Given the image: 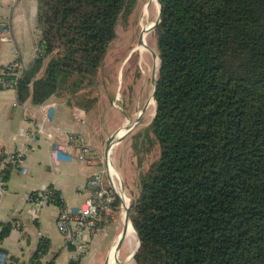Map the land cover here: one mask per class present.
I'll use <instances>...</instances> for the list:
<instances>
[{
    "label": "trees",
    "instance_id": "obj_1",
    "mask_svg": "<svg viewBox=\"0 0 264 264\" xmlns=\"http://www.w3.org/2000/svg\"><path fill=\"white\" fill-rule=\"evenodd\" d=\"M136 1L35 0L39 38L14 86L18 103L64 95L94 108L116 26ZM160 7L155 112L143 135L159 157L129 208L134 263L264 264V0Z\"/></svg>",
    "mask_w": 264,
    "mask_h": 264
},
{
    "label": "crops",
    "instance_id": "obj_2",
    "mask_svg": "<svg viewBox=\"0 0 264 264\" xmlns=\"http://www.w3.org/2000/svg\"><path fill=\"white\" fill-rule=\"evenodd\" d=\"M35 19V0H0V26H7L10 39L0 41V79L3 67L13 60L24 68L32 64L39 38ZM96 94L98 101L94 108L84 111L70 105L64 95L50 97L37 105L30 98L18 103L14 89L0 86V147L22 153L24 160L22 167L7 166L1 171L6 178L0 182V221L10 230L0 243V259L11 257L25 263L36 256L38 264H70L71 251L56 227L60 206L71 207L85 199L83 186L102 169L99 157L104 156L110 135L127 122L124 114V124L117 117L112 126L117 130L110 134L108 129L112 124L108 120L113 116L108 114L105 118L104 112L109 104L116 108L113 102L118 99H101L105 96L98 91ZM70 138L77 145L89 147L98 159L93 158L91 164H86L66 153L52 157V148ZM114 172L111 171L112 175L118 177ZM48 190L58 195L32 214L29 197ZM120 226L118 229L110 226L102 234L93 236L79 264H107L117 236L111 235V231L117 232ZM105 243L107 251L103 255ZM126 243L128 246L127 240Z\"/></svg>",
    "mask_w": 264,
    "mask_h": 264
},
{
    "label": "rangeland",
    "instance_id": "obj_3",
    "mask_svg": "<svg viewBox=\"0 0 264 264\" xmlns=\"http://www.w3.org/2000/svg\"><path fill=\"white\" fill-rule=\"evenodd\" d=\"M147 1L137 0L127 19H119L116 26V38L108 47L103 62L105 68L104 70L101 68L96 85L97 91L105 96L101 97V99H115L114 97L118 99L113 102L116 108L109 104V108L104 112L105 118L108 114L113 116L108 120V124H112L111 128L108 129L110 134L117 130L116 127H112L115 125L117 117H120L124 124V114L126 116V124H132L135 122V118L138 115L140 116L136 125L128 133L116 142L112 140L113 145L118 143V147L116 146V149H112L110 159L113 169L121 180L120 187L123 191L121 201L128 198L127 206L139 195L140 175L146 172L149 166L159 157V146L151 131L148 132L147 139H143L145 130L149 126L155 112V105L149 104L159 65L154 30H150L144 36L146 47L151 51L141 54L137 50L133 54L131 53L139 40L142 29L140 14L144 12L143 6L147 4ZM150 9L152 12L154 11L152 5ZM153 52L158 60L156 67H153L155 60ZM101 105L104 108L105 105L103 103ZM121 201L117 206V210L112 214L109 220L110 225L108 226V228L112 226L118 229L121 222L117 232L111 231V235L117 234L115 242L123 228L122 214L124 213V207H122L123 210L121 211ZM124 244L119 250V255L117 256L116 254L117 260L121 264H135L132 259L128 263L125 262L130 250L126 245V239ZM106 245L107 243L104 245L105 251L103 255L107 251Z\"/></svg>",
    "mask_w": 264,
    "mask_h": 264
},
{
    "label": "built area",
    "instance_id": "obj_4",
    "mask_svg": "<svg viewBox=\"0 0 264 264\" xmlns=\"http://www.w3.org/2000/svg\"><path fill=\"white\" fill-rule=\"evenodd\" d=\"M8 28L4 24L0 26V41H9ZM22 64L13 60L6 64L3 68V75H10L13 78L10 80L0 79V86L6 89H14L17 79L23 72ZM59 153H66L68 155H75L76 158L91 164L93 158L98 159V156L87 146H80L76 144L73 138H70L65 144L57 145L51 150L52 157H56ZM102 163V169L96 174L87 179L83 190L86 197L77 205L71 207L60 206L56 219V227L63 236L66 245L71 246V262H79L82 254L87 250L90 239L93 236H98L108 229L110 225L109 217L114 214L113 203L118 200L121 201L122 189L120 187L121 180L112 175L110 166H106L104 157H99ZM24 160L22 153L7 151L0 147V182L3 180V172L1 171L7 166L22 167ZM108 177L110 179H108ZM53 192L42 191L32 194L29 197L31 212L35 215L38 210L49 203L53 199ZM123 210L122 205L120 206ZM121 223V222H120ZM119 223V225H120ZM2 223L0 221V231ZM1 243V241H0ZM112 248V247H111ZM70 262V263H71ZM0 264H38V258L30 262L22 263L18 259H11V257L0 259ZM79 264V263H78Z\"/></svg>",
    "mask_w": 264,
    "mask_h": 264
},
{
    "label": "bare ground",
    "instance_id": "obj_5",
    "mask_svg": "<svg viewBox=\"0 0 264 264\" xmlns=\"http://www.w3.org/2000/svg\"><path fill=\"white\" fill-rule=\"evenodd\" d=\"M149 4L152 5V7L154 9L153 12L150 9L151 8V5L148 6ZM149 4L148 5L145 4L144 5L145 7L143 6L144 12L140 14V25L142 26L141 32H144V36L150 30H154V24H155V22H156V20L158 18V15H159V4H158V0H151L149 2ZM138 51L141 54H143L145 52H150L151 50L146 47V43H145L143 46H140L139 47ZM152 54L155 56V60L153 62V67H156L157 66V63H158V60L156 58L155 53L153 52ZM149 104H151L153 106L155 105V103L152 100V98L150 99ZM124 133H125L124 130H122V129L118 130V132H117L116 136L113 138V140L115 141L116 138H117V140L120 139V138H122V136H124ZM110 138H111V136L109 137L108 140H110ZM110 167L113 168L112 164H111ZM111 171L114 172L113 170H111ZM127 199L123 200V203H124V211L123 212L124 213H125V206L128 205V200ZM124 213L122 214V218H124ZM123 228L126 229V240L128 241V249L131 250V251H133L135 249V247H136V244H137L136 234H135L134 230L132 229L131 225L129 223H127L125 219L123 220ZM118 241H119V236H118L116 242L114 243L112 249L109 252V255H108V264H117V258H116V251H115V249H116V247L118 245Z\"/></svg>",
    "mask_w": 264,
    "mask_h": 264
},
{
    "label": "water",
    "instance_id": "obj_6",
    "mask_svg": "<svg viewBox=\"0 0 264 264\" xmlns=\"http://www.w3.org/2000/svg\"><path fill=\"white\" fill-rule=\"evenodd\" d=\"M151 0H148L147 1V5L149 4ZM158 4H159V15H158V18L154 24V27L158 24V22L160 21V16H161V7H160V0H158ZM145 43H144V32H141L140 36H139V40L137 42V45L135 46L134 49H132V54L137 51L139 49L140 46H143ZM155 94H156V80L154 81V86H153V92H152V100L154 101L155 103ZM145 109V108H144ZM140 116L138 115L136 118H135V122H133L132 124H126L125 126H123L121 129L125 131L124 135L126 133H128L137 123V121L139 120ZM118 132V131H117ZM117 132L111 134V138L110 140H108L107 142V145H106V148H105V153H104V162H105V165L106 166H111L112 164V161L110 159V155H111V152H112V148H113V138L116 136ZM123 137V136H122ZM121 139V138H120ZM108 179H110L108 177ZM121 204H122V207H124V203L123 201H121ZM129 208H130V205L129 206H125V213H124V219L126 220L127 223H129L131 225V221H130V216H129ZM132 227V225H131ZM132 229L134 230V228L132 227ZM135 232V230H134ZM136 234V232H135ZM136 237H137V234H136ZM125 239H126V229L125 228H122V231L119 235V241H118V245L116 247V254L119 253V250L122 248L124 242H125ZM139 239L137 237V244H136V247L135 249L129 253L127 256H126V260L125 262L128 263L130 261V259L133 260V257L139 247ZM117 264H121L118 260H117Z\"/></svg>",
    "mask_w": 264,
    "mask_h": 264
},
{
    "label": "flooded vegetation",
    "instance_id": "obj_7",
    "mask_svg": "<svg viewBox=\"0 0 264 264\" xmlns=\"http://www.w3.org/2000/svg\"><path fill=\"white\" fill-rule=\"evenodd\" d=\"M117 255H119V254H117Z\"/></svg>",
    "mask_w": 264,
    "mask_h": 264
}]
</instances>
